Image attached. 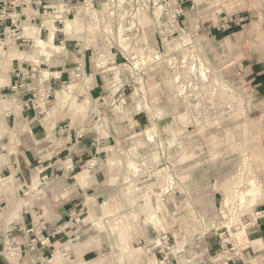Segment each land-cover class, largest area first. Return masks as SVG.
I'll return each instance as SVG.
<instances>
[{
    "label": "rangeland",
    "instance_id": "374dc122",
    "mask_svg": "<svg viewBox=\"0 0 264 264\" xmlns=\"http://www.w3.org/2000/svg\"><path fill=\"white\" fill-rule=\"evenodd\" d=\"M79 2L77 11L71 0L58 7L43 3L40 31L30 22L1 31L0 133L8 114L2 87L14 39L35 38L51 59L64 51L52 45L44 51L38 42L46 43L52 29L58 46L64 36L89 37L93 64L110 70L103 100L92 101L68 83L40 102L46 110L70 108L107 142L101 161L108 167L110 200L99 217L82 224L88 231L71 249L79 255L80 244H92L95 264H180L200 255L209 236L218 241L221 264L227 262L239 254L234 243L241 244L256 223L264 193V151L258 123L252 122L253 92L241 67L245 47L207 37L215 23L184 24L190 9L175 21L163 0ZM189 2L195 11L198 1ZM2 11L5 20L10 11L7 6ZM67 21H72L68 34ZM42 69L48 73L42 78H49ZM49 181L44 176L42 183Z\"/></svg>",
    "mask_w": 264,
    "mask_h": 264
},
{
    "label": "crops",
    "instance_id": "0c3cea01",
    "mask_svg": "<svg viewBox=\"0 0 264 264\" xmlns=\"http://www.w3.org/2000/svg\"><path fill=\"white\" fill-rule=\"evenodd\" d=\"M71 1L72 10L77 11L80 0ZM197 1L195 11L194 2L184 4L190 9L184 24L199 28L215 23L207 37L245 47L241 67L253 92L251 106L257 115L252 122L258 123L264 151V0ZM46 2L58 7L64 0H36L31 5L0 0V35L16 23H35L40 31L41 5ZM4 6L10 11L5 20L1 15ZM212 8L219 9L210 12ZM225 25L229 29L221 30ZM60 43L64 52L50 55L51 59L40 51L33 37H16L10 47L9 78L2 87L9 99L5 131L0 133V264H49L51 260L53 264L96 263L97 248L92 244H80L79 255L71 246L88 231L82 224L99 217L110 200L108 167L101 161L108 148L106 139L70 108L51 111L40 102L68 83L75 85L79 94L86 91L90 100L101 102L110 70L93 64L89 37L64 36ZM43 67L49 70L47 79L42 78ZM88 158L95 159L96 164L90 165L93 159ZM86 172L87 177H78ZM44 176L50 178L47 184L42 183ZM262 184L264 188V173ZM218 199L215 196V202ZM258 207L264 209V193ZM36 237L47 241L32 249L29 244ZM234 244L239 254L223 264H264V218L247 229L241 244ZM201 248L196 258L179 263L221 264L216 238L206 237ZM9 249L17 253L14 260L9 258Z\"/></svg>",
    "mask_w": 264,
    "mask_h": 264
},
{
    "label": "built area",
    "instance_id": "2783aa9c",
    "mask_svg": "<svg viewBox=\"0 0 264 264\" xmlns=\"http://www.w3.org/2000/svg\"><path fill=\"white\" fill-rule=\"evenodd\" d=\"M165 3L166 8H168V14H170V16L175 19V21H178L180 17L184 16L185 14V8H184V4L190 0H163ZM223 28L225 26H222ZM227 27V26H226ZM51 95L48 94V98ZM70 166L72 167V169H74L73 165L70 164ZM47 178V177H46ZM257 220L264 218V209L259 211L257 214ZM47 240L46 239H42V238H34L31 243L29 244L30 248L35 249L36 245L38 243L40 244H45ZM10 255L12 258H15L17 253L15 251V249H9Z\"/></svg>",
    "mask_w": 264,
    "mask_h": 264
},
{
    "label": "bare ground",
    "instance_id": "6f19581e",
    "mask_svg": "<svg viewBox=\"0 0 264 264\" xmlns=\"http://www.w3.org/2000/svg\"><path fill=\"white\" fill-rule=\"evenodd\" d=\"M57 16H58V14H57ZM60 16H63L62 14L60 15ZM54 17H55V15H54ZM55 18H60L59 16L58 17H55ZM52 19V18H51ZM53 20H54V18H53ZM47 23H49V24H51V20H47L46 21ZM72 21H67L66 22V26H65V32L68 34L69 32H70V30L72 29ZM55 29H52L51 30V32H50V36H49V38L47 39V42L45 43L44 41H42V40H40L39 42H38V46L39 47H41L42 46V44H43V49H44V51H45V45H52L53 46V49H55V50H60V47L58 46V45H56L55 43H54V40H55ZM0 51H1V49H0ZM47 55H48V53H47ZM47 72H43V75H42V77H46L47 76ZM205 78V77H204ZM177 82V81H176ZM66 91V90H65ZM180 91V90H179ZM180 92H182V91H180ZM59 93V92H58ZM183 93H184V90H183ZM181 95V94H180ZM162 124H164V121L163 122H161ZM151 131V130H150ZM151 134V133H150ZM148 139H149V137H148ZM83 176V174H80L78 177L80 178V177H82ZM255 181H253V183H254ZM255 185V184H254ZM253 187V186H252ZM169 189V188H168ZM164 190H165V188H164ZM259 190V189H258ZM165 191H167V190H165ZM253 192V194H255L254 193V191H252ZM252 192L250 193V191H249V193L250 194H252ZM248 193V192H247ZM246 193V194H247ZM248 195V194H247ZM255 196V195H254ZM227 201V200H226ZM240 201L241 202H243L241 199H240ZM245 202V201H244ZM243 202V203H244ZM254 203V202H253ZM226 204V203H225ZM253 208V207H252ZM152 218V217H151ZM77 221V220H76ZM161 246V245H160Z\"/></svg>",
    "mask_w": 264,
    "mask_h": 264
}]
</instances>
